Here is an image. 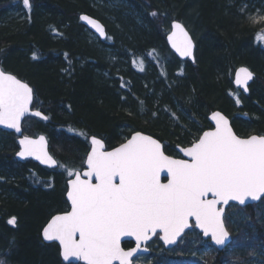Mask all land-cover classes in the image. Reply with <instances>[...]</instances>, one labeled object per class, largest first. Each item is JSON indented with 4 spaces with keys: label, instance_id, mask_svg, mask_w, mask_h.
<instances>
[{
    "label": "trees",
    "instance_id": "trees-1",
    "mask_svg": "<svg viewBox=\"0 0 264 264\" xmlns=\"http://www.w3.org/2000/svg\"><path fill=\"white\" fill-rule=\"evenodd\" d=\"M98 1L101 8L94 10L90 0H30L31 8L21 20L10 16V11L22 0H0V66L33 88L32 108L49 117L45 122L26 119L24 135H44L51 156L73 162L85 147L78 138L96 136L109 150L123 142L121 133L129 136L133 130L159 139L165 153L172 155L175 146H188L198 129L208 128L209 110L228 117L234 114L225 97L229 78L224 72L230 74L239 65L252 70L257 79L243 107L235 112L247 114L245 120L231 116L232 127L238 135L264 131V53L252 47V28L249 32V24L235 10L241 0ZM109 1L115 2L111 10L106 6ZM246 1L258 5L264 0ZM190 6L191 24L201 35L197 45L206 38L217 55L213 76L218 87L213 94L206 89V66L197 52L195 65L184 64L183 74L176 76L177 60L163 51L162 25L182 18ZM82 14L101 24L103 16L109 19L111 26L105 30L113 43L107 38L90 43L78 21ZM216 17L220 24L214 23ZM156 48L163 51L160 57ZM111 52L116 53L115 59L107 56ZM134 52L139 53L137 57ZM124 58L130 65L122 68L119 62ZM134 58L143 68L142 63L152 66V71L137 74L138 69L131 66ZM169 66L170 74L165 75ZM140 101H144L143 111ZM16 151L15 136L0 131V260L5 264H63L58 247L44 244L40 234L52 215L67 208L64 183L59 174L16 161ZM48 175L56 177L53 187L41 181ZM233 209L241 218L231 219L234 228L230 221L226 223L234 240L223 252L215 253L209 264H248L256 249L264 251V198L256 205ZM13 216L16 225L9 226L7 219ZM190 233L186 236L198 238ZM154 249L149 254L151 264H194L183 255L169 256L159 244Z\"/></svg>",
    "mask_w": 264,
    "mask_h": 264
},
{
    "label": "snow or ice",
    "instance_id": "snow-or-ice-1",
    "mask_svg": "<svg viewBox=\"0 0 264 264\" xmlns=\"http://www.w3.org/2000/svg\"><path fill=\"white\" fill-rule=\"evenodd\" d=\"M22 2L25 9L31 8L30 0ZM79 19L100 37L111 39L96 19L83 14ZM255 39L264 42V30ZM167 41L180 57L195 62L193 40L181 22L171 21ZM32 58H37L35 53ZM252 79L248 68L235 70L234 84L245 93ZM33 99L34 90L28 83L0 69V125L21 133L16 155L49 167H64L48 153L45 136L22 134L27 116L49 119L30 108ZM240 103L237 98L236 104ZM140 104L143 111L144 101ZM208 119L214 127L198 129L188 146L180 147L185 158L167 155L159 139L142 131L133 130L111 150L91 136L84 170L64 169L69 177L70 210L51 216L42 229L43 240L58 242L64 261L74 258L83 264H139L138 253L147 251L142 244L153 237L165 245L175 244L190 228L199 229L215 245H224L229 238L226 206H232L230 202L244 206L249 200L264 198V134L241 137L219 111ZM162 172L166 183L161 182ZM7 223L15 226L16 217ZM125 237L134 239L135 247L125 250L121 246ZM0 264L5 262L0 260Z\"/></svg>",
    "mask_w": 264,
    "mask_h": 264
},
{
    "label": "rangeland",
    "instance_id": "rangeland-1",
    "mask_svg": "<svg viewBox=\"0 0 264 264\" xmlns=\"http://www.w3.org/2000/svg\"><path fill=\"white\" fill-rule=\"evenodd\" d=\"M91 1V8L94 9V10H99L101 7V3L100 1L98 0H90ZM239 4L236 6V11L237 13L242 17L243 20H245L244 22L245 23H248L250 27H248V31L250 32L251 28V36H252V39H251V44L252 46L255 47V45L257 44L259 46H256L261 52L264 53V42H258L255 37H256V33L257 32H260L261 30H264V19H260V17H264V1H261L258 3V5L256 4H253V3H249L247 2L246 0H241L240 2H238ZM109 9L108 10H111L113 7H115V2L113 1H109L108 4L106 5ZM28 9H25L23 7V3L20 2V5H18L15 9H12L10 11V16L14 17V19H23L25 17V12L27 11ZM193 11V6H190L189 7V10L188 12H185L183 14V17L178 19L177 21L181 22L184 26H185V30L189 33L190 37L192 38L194 44H195V54L196 52L198 53V56L200 58H202V62H204V66H206V68L204 69V78L206 79V82H207V91L209 94H213L216 90V88L218 86H216V83L214 81V77L213 75H216V71H215V67L214 66H217L216 65V53L214 51V45L213 43H210L209 40H205L203 38H201V42L199 41L198 45H197V42L196 40L198 41L199 38H200V34L199 32H196L194 29H193V26L191 24V21L192 19L190 18V15H191V12ZM106 15V14H105ZM250 16H253V17H256L255 21H253L252 19H249ZM216 22H214L215 24H220L221 21L218 20V17H216ZM172 20L168 21L167 25H162V32H163V36L164 38L166 37V35L168 34V31L170 30V23H171ZM211 23V22H210ZM105 24V25H104ZM105 29L106 26H111V21L109 19H106V17L103 16V24H102ZM203 27V26H202ZM87 37L89 39V42L90 43H96V37H94L93 35L91 34H87ZM110 40V39H109ZM108 40V41H109ZM113 40H110V44L113 43L112 42ZM164 46H165V49H163V51L165 52L166 50L171 54L170 56L172 57V59H176L178 64L176 66V71H175V75L177 76L180 75V69L183 68L184 64H190L191 66L195 65V63H187V62H181L180 60H178L171 52L170 50L167 48L166 46V41L164 39ZM197 49V51H196ZM154 51H156V54L159 55V57L161 56L160 55V52H163V51H160L156 48V50L154 49ZM106 52V51H105ZM107 52H110V51H107ZM108 54V53H107ZM116 53H109V55H107L108 57H114V59L116 58L115 55ZM139 53H136L134 52L133 55H135L137 57ZM140 56V55H139ZM253 59V58H252ZM129 60V58H128ZM135 60V61H134ZM254 60V59H253ZM127 60L124 58L123 60H120L119 62V65L123 68L124 66H128V64L130 65V62L128 61V64L126 62ZM162 64H163V60H161ZM144 64V68H143V71H141L139 68L141 67V64L138 60H136V58L134 59H131V66L134 67V69H138L139 75L141 74H148L147 73V70H151L152 71V66L148 65L146 66L145 63H142ZM171 64V63H170ZM160 65L155 64V67L157 70L160 69L159 67ZM203 66V67H204ZM238 67H243V65H239V66H235L233 68V70L231 71V73L229 74V71L228 70H225L224 72V76H227V79L229 78V84H228V87L225 89V97L231 102V105H232V113L234 114H231V116L233 118L235 117H238V116H247V114L245 113H238L237 114L235 113L236 110H239L243 107V104H244V97H241L239 92L237 90H235L232 86V83H231V80L233 78V73L234 71L236 70V68ZM246 67V66H244ZM121 68V69H122ZM167 68V67H166ZM170 68V66L165 70V75H169L170 73L168 72V69ZM248 68V67H246ZM163 69H165V65H163ZM249 69V68H248ZM250 70V69H249ZM174 71V70H173ZM202 71V70H201ZM252 72V70H250ZM120 72V70H119ZM122 72V70H121ZM135 73V72H134ZM253 73V72H252ZM254 74V73H253ZM229 75V77H228ZM255 75V74H254ZM164 76V75H163ZM120 77V76H119ZM255 79H257V77L255 76ZM231 93V94H230ZM239 98L241 103L239 105L236 104V99ZM215 111H218V110H215ZM214 112V109L213 110H209L208 113L206 114V120H207V117L210 113ZM221 113V112H220ZM223 114V113H221ZM225 117H228L226 116L225 114H223ZM231 116H229V119H231ZM26 121L23 122V125H22V131H23V126L25 125ZM28 123V122H27ZM26 123V125H27ZM28 136H32V137H35L36 135H28ZM127 137L126 134H120V137L119 139H121L122 141L124 140V138ZM79 140L83 141V143L85 144V147H84V150L83 152L81 153V156H79V158L82 157L81 160H83L88 148H89V144L87 142V138L85 137H80L78 138ZM192 140V139H191ZM191 142V141H190ZM189 142V143H190ZM163 144V147L165 146L164 143ZM175 147H180V146H175ZM175 151V149H174ZM174 158H178V153L175 151L174 153H172V155ZM60 165H63L64 167H57V169L53 170V171H48V170H45L46 172H53L54 175H60L59 179L64 183V186H65V183L67 182V180L69 179V177L67 176V173L66 171L64 170L65 168H70V169H81L82 168V164H77L76 167L75 164L78 163L79 160H75L74 162L73 161H69L68 159H59L57 158L56 156H52ZM53 177V175H48L47 178L45 176H42L41 178V181H47V183H45L46 186H49L50 184L52 185V187L54 186V178L56 177H53L52 179H50V183H49V178ZM35 179V178H34ZM65 192V191H64ZM64 192H63V195H64ZM261 201V200H260ZM259 201V202H260ZM234 207H228L226 209V212H225V220H226V223L228 221H230V225L233 226L234 228V222L231 221V219H237L238 216H240V212H236L235 209H233ZM243 209V208H241ZM68 208H66L64 211H67ZM63 211V212H64ZM62 213V212H60ZM239 213V214H238ZM59 214V213H57ZM9 219V218H8ZM7 219V221H8ZM239 220H241V218H238ZM9 225V224H8ZM10 226V225H9ZM196 233V232H195ZM234 233V232H233ZM191 234V233H190ZM198 235V238L197 237H194V236H184V239H182L181 241L178 242V244L173 248L171 249L170 251H167L169 256H172V257H176V255H180V256H184V258L188 257V261L190 260H193L194 261V264H209L211 263V258H213V255L215 253H219L215 248H213L209 241L208 240H202L201 236L196 233ZM230 236H231V242L233 239V234L230 232ZM187 237V238H186ZM230 242V243H231ZM157 244H159L161 246V243L158 241L157 237L147 246V249L151 252H153L155 249V247L157 246ZM230 245H228L227 247H229ZM226 247V248H227ZM225 248V249H226ZM224 249V250H225ZM231 249V248H230ZM229 249V250H230ZM223 250V251H224ZM228 250V251H229ZM222 251V252H223ZM231 251V250H230ZM251 257V256H250ZM251 264H264V251L263 249L261 248H258L254 251L252 257L249 259L248 261V264L249 262H251ZM139 264H151V257H149V255H146V256H140L139 257ZM247 264V263H246Z\"/></svg>",
    "mask_w": 264,
    "mask_h": 264
},
{
    "label": "water",
    "instance_id": "water-1",
    "mask_svg": "<svg viewBox=\"0 0 264 264\" xmlns=\"http://www.w3.org/2000/svg\"><path fill=\"white\" fill-rule=\"evenodd\" d=\"M79 17H80V16H79ZM89 17H90V16H89ZM90 18H92V17H90ZM93 19H95V18H93ZM78 20H79V22L81 23V25H82L86 30H88L92 35H94L98 40L103 41V40L105 39V37H100L99 34L95 31V29H93V28H92L90 25H88L86 22L81 21L79 18H78ZM97 21H98V20H97ZM98 22H99V21H98ZM99 23H100V22H99ZM101 25H102V24H101ZM102 26H103V25H102ZM104 29H105V28H104ZM167 35H168V34H167ZM167 35H166V37H165V41H166V46H167V48L170 50V52H171V53H172V54H173L178 60H180V61L193 63V60H192V59H190V58H182V57H180V56L175 52V50H173V49L171 48L170 44H169L168 41H167ZM193 45H194V47H193V56H194V50H195V44H194V42H193ZM238 68H240V67H238ZM0 69H1V67H0ZM236 69H237V68H236ZM253 77H254V76H253ZM234 78H235V71H234V73H233V80H232V82H233V86H234V88L238 89L243 95H247L248 92L245 93V92L243 91L242 88H238V86H236V85L234 84ZM251 81H252V80H250V81L248 82V86L250 85ZM30 108H31V106H30ZM33 111H36V110H33ZM214 112H215V111H214ZM210 116H211V113L208 115V117H210ZM28 117L35 118V119H38V120L43 121V122L46 121V120H43V119H41V118H39V117H34V116H31V115L27 116L26 118H28ZM208 117H207V123L209 124V126L214 127L213 122H212L211 120H209ZM26 118H24V119H26ZM24 119H23V120H24ZM22 122H23V121H22ZM0 130L3 131V132L12 133V134L16 137V144H17L18 151H19L18 139L21 137V133H16L14 129H8V128H5V127L2 126V125H0ZM38 136H40V135H38ZM38 136H36V137H38ZM36 137H33V138H36ZM87 141H88V144H89V150H88V151H90V138H88ZM46 145H47V141H46ZM179 149H180V147H175V151L178 153V158H185V157H183V154L180 153ZM18 151H17V152H18ZM47 151H48V145H47ZM48 153H49V152H48ZM14 158H15L16 161H19V162H23V161H31V162H33V163H36L38 166H40V167H42V168H46V169H48V170L55 169V167H49V166H47V165H43V164H41L39 161L35 160V159L32 158V157H26V158H24V159H21L20 157H18V156L15 154ZM85 167H86V165H85ZM161 182H162V183H166V182H167V179H166V173H164V172L161 173ZM65 200H66V202H67L66 194H65ZM259 201H260V200H258V201H251V200H249V201L246 202V205H244V206L236 205L234 202H230V203H231L233 206H237V207H239V208H245V207H248V206H251V205H256L257 203H259ZM67 204H68V206H69V210H70V203L67 202ZM228 207H229V206H226V209H227ZM192 223H194V221H193ZM45 225H46V224H45ZM191 229H192V228L185 230V233L188 232V231H190ZM193 229H194L197 233H199V234L201 235L202 240H209L210 245H211L213 248H215L218 252H222V251H223V250H224V249L230 244V242H231V236L229 235V238L227 239V241H226V243H225L224 245L217 246V245H215V244L211 241V238H210V237H204V236H203V233H202L199 229H195V228H193ZM183 235H184V234H183ZM183 235H182L181 237L177 238V242H176L175 244L165 245V244L163 243V241L159 239V237H158V240H159V242L161 243L163 249L166 250V251H169V250L173 249V248L178 244L179 240L183 237ZM40 237H41V240H42V242H43L44 244H52V243H54V244L57 245V247H58V249H59V244H58V242H56V241H45V240H43V237H42V230H41ZM154 238H155V237H153L151 240H149L146 244H142V248H143V247H146V245L149 244ZM123 243H131V244H132V247H135V241H134V239H132V238H129V237L122 238L121 246H122ZM132 247H131V248H132ZM125 250H127V249H125ZM148 253H149L148 250H147V251H142V252L138 253V257L143 256V255H147ZM59 258H60V260H61V262H62L63 264H77V263H79V264H83L82 261H76L74 258H73V259H70V261H64L63 258L60 256V252H59Z\"/></svg>",
    "mask_w": 264,
    "mask_h": 264
},
{
    "label": "flooded vegetation",
    "instance_id": "flooded-vegetation-1",
    "mask_svg": "<svg viewBox=\"0 0 264 264\" xmlns=\"http://www.w3.org/2000/svg\"><path fill=\"white\" fill-rule=\"evenodd\" d=\"M80 16V15H79ZM78 16V17H79ZM79 21V20H78ZM80 23V22H79ZM106 31V30H105ZM88 32V31H87ZM89 34H91L90 32H88ZM92 35V34H91ZM253 79H252V81H251V83H250V85L248 86V93H247V95H243L238 89H235L234 87V89L235 90H237L238 92H239V94H240V96L241 97H244L245 99L246 98H248L249 97V94H250V87H251V85L256 81V79H255V75L253 74ZM232 80H233V78H232ZM232 80H231V83H232V86H233V82H232ZM228 120H229V123H230V126L232 127V120L231 119H229V117H226ZM235 118H239V119H241V120H245V117H242V116H238V117H235ZM208 128H209V124H208ZM208 128L206 129V130H208ZM233 128V127H232ZM234 130V129H233ZM234 132H235V130H234ZM236 133V132H235ZM237 134V133H236ZM259 134H264V131L263 132H261V133H259ZM248 135H252V133H248V134H246V135H240L241 137H247ZM87 152H88V150H87ZM87 152H86V154H87ZM86 154H85V156H84V158H83V160H81L82 159V157L81 158H79V161H78V163H76L75 164V166L74 167H76L77 166V164H82V168L81 169H79V170H81V171H83L84 170V160L86 159ZM45 170V169H44ZM67 183V182H66ZM66 183H65V192H64V195H63V199H64V201H65V193H66ZM156 238V237H155ZM154 238V239H155ZM128 246H126L125 248H131L132 247V244H127Z\"/></svg>",
    "mask_w": 264,
    "mask_h": 264
},
{
    "label": "bare ground",
    "instance_id": "bare-ground-1",
    "mask_svg": "<svg viewBox=\"0 0 264 264\" xmlns=\"http://www.w3.org/2000/svg\"><path fill=\"white\" fill-rule=\"evenodd\" d=\"M256 46H258V45H257V44L255 45V49H258L259 46H258V48H257ZM252 47H254V46H252ZM259 49H260V48H259ZM259 49H258V51H260ZM194 51H195V50H194ZM260 52H261V51H260ZM194 58H195V52H194ZM193 63H195V62H193ZM39 178H40V177H38V180H39ZM46 178H47V177H46ZM185 236H186V235H185Z\"/></svg>",
    "mask_w": 264,
    "mask_h": 264
}]
</instances>
